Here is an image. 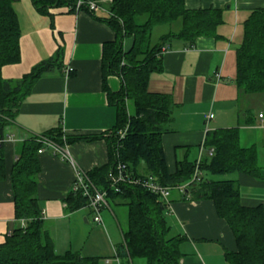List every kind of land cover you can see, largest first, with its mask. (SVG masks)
Listing matches in <instances>:
<instances>
[{
  "label": "trees",
  "instance_id": "trees-1",
  "mask_svg": "<svg viewBox=\"0 0 264 264\" xmlns=\"http://www.w3.org/2000/svg\"><path fill=\"white\" fill-rule=\"evenodd\" d=\"M21 0H0V180L6 178L4 141L6 130L14 121L20 106L43 76L63 68L64 52L37 65L30 74L18 81H7L2 69L20 62L21 27L15 4ZM36 11L52 16L51 10L67 8L70 13L90 12L88 3L97 0H30ZM186 0H113L109 16L104 22L116 34V40L104 45L103 82L109 104L116 108V124L107 142L109 163L90 172V182L116 206L128 210V228L122 232L123 242L116 248L117 257L134 264H182L180 250L183 237H169L167 208L158 198L137 185L118 184L113 188L110 174L120 164L127 166L133 178L154 177L164 187L176 188L188 184L196 171V163L178 166L170 174L163 148V136L171 133L179 106L170 95L152 93L148 89L152 74L163 72L162 51L174 40L194 48L201 38L218 39V29L224 24L223 11L216 9H186ZM98 4V3H97ZM171 29L159 41L152 35L159 27ZM178 26V28H177ZM132 46L125 50V41ZM236 85L240 92L264 93V9L251 12L244 23V39L237 50ZM70 73L69 75H71ZM116 76L121 89L113 93L107 79ZM247 124H251L250 122ZM121 133L125 137L121 138ZM44 138L63 147L79 141H93L101 137H76L64 141L60 129ZM43 143L37 138L24 142L11 171L15 218L24 221L0 245V264H99L98 258L79 253L57 254L51 234L45 229L44 215L37 198L40 163L39 151ZM206 147L214 149L213 157L202 161L200 170L220 180L201 178L182 195V200L212 201L218 216L226 222L234 235L236 250H224L228 264H264V211L262 207L246 208L240 203L238 182L229 175L244 174L256 177L259 172L256 147L242 148L239 129L208 132ZM71 213L86 209L88 200L82 194L71 193L65 200Z\"/></svg>",
  "mask_w": 264,
  "mask_h": 264
},
{
  "label": "crops",
  "instance_id": "crops-1",
  "mask_svg": "<svg viewBox=\"0 0 264 264\" xmlns=\"http://www.w3.org/2000/svg\"><path fill=\"white\" fill-rule=\"evenodd\" d=\"M97 1L100 11L95 14L70 13L67 8H60L51 10L52 16H43L30 0H21L14 6L21 27V60L3 67V79L21 80L60 49L64 57L62 69L43 75L35 83L6 130V178L0 180V245L5 243L9 232L23 227L15 218L11 171L24 142L37 138L49 143L43 144L44 152L38 155L41 170L37 176V198L45 229L51 234L59 255L55 236L59 238V225L76 213L68 210L65 200L72 193L77 174L87 176L109 163L107 139L116 124L117 112L109 104L104 90L102 61L104 45L114 42L116 34L104 22L113 0ZM185 6L190 11L222 10L224 24L218 29V39L201 38L194 48L180 40L166 45L167 50L162 55L163 72L150 77L149 91L170 95L179 106L172 132L163 136L168 171L175 174L181 164H195L200 158L204 161L213 157L210 156L212 149L206 147L208 132L238 128L241 147L257 149L259 172L256 177L233 174L226 178L238 182L242 206L262 207L264 211V132L260 130L264 129V116L261 119L259 115L257 119L252 115L251 107L245 102L247 95L239 91L235 81L236 54L243 43L244 23L253 10L264 9V0H186ZM170 31V28L164 30L157 41ZM132 43V40L125 41V50H129ZM69 67L72 74L67 76ZM107 86L117 93L121 80L110 76ZM210 115L214 118L208 122L206 117ZM57 129L62 131L64 141L76 137L101 138L65 143L60 147L44 138ZM251 130L257 133L251 134ZM59 148L67 150L75 166L62 159L56 150ZM202 177L225 178H214L205 172ZM113 205L110 201L112 213ZM119 211L124 210H116ZM124 214L128 228V212ZM89 217L84 219L86 223L93 217L91 211ZM166 221L170 227L169 237L185 238L180 247L184 256L182 264H228L224 250H236L234 235L218 216L212 201L182 200V195L174 191ZM92 222L98 226L94 218ZM113 249L115 254L116 248ZM115 259L117 264H128L116 255Z\"/></svg>",
  "mask_w": 264,
  "mask_h": 264
},
{
  "label": "rangeland",
  "instance_id": "rangeland-1",
  "mask_svg": "<svg viewBox=\"0 0 264 264\" xmlns=\"http://www.w3.org/2000/svg\"><path fill=\"white\" fill-rule=\"evenodd\" d=\"M167 28L169 27L165 26L154 30L152 35L154 43L157 42L159 35ZM245 102L247 107H251L254 117L258 119L259 115L264 116V93L247 95ZM260 130L264 132V129L260 128ZM250 133L256 134L257 132L251 130ZM228 177L230 178L232 175ZM111 207L113 213L109 209H105L101 213L103 226L93 224V217H91L90 222H85L84 219L86 217L90 218V211L87 208L77 211L72 219L61 223L57 232L59 238L55 236L57 250L61 252V255L67 252L79 253L84 256L92 254L95 255L93 256L94 258L100 260L99 264H107V261H111L110 264H117L115 259L116 252L114 254L113 248L122 245V231L127 229L124 211L128 212V210L126 207H117L115 205ZM117 209H123L124 211L116 212ZM135 264H146V262L137 260Z\"/></svg>",
  "mask_w": 264,
  "mask_h": 264
},
{
  "label": "built area",
  "instance_id": "built-area-1",
  "mask_svg": "<svg viewBox=\"0 0 264 264\" xmlns=\"http://www.w3.org/2000/svg\"><path fill=\"white\" fill-rule=\"evenodd\" d=\"M84 4L83 0H80L77 6V9L79 10L81 6ZM88 7L90 12L97 13L100 11V7L96 2H90L88 3ZM167 49L164 48L162 53H164ZM72 73V69L69 67L66 71V75L69 76V74ZM214 118L213 115L207 116V121H211ZM260 118L262 119L263 116L261 115ZM125 137V133H121V138ZM44 145H49L48 141L46 140H40ZM60 154L62 155V159L67 160L72 166H75V162L70 158L67 150L64 151L61 148L56 149ZM203 151V150H202ZM44 150H40L39 154H42ZM202 153V152H201ZM215 153L214 149L210 151V156H213ZM18 158H16L15 161H17ZM202 163V159L200 158L196 163V171L192 178V180L185 185L178 186L176 188H170V187H164L159 184V182L152 176H148L145 178H133L130 173L127 170V166L124 164H120L117 167V172L113 175L110 174V178L113 182V188L117 190L118 184H128V185H137L145 190L149 191L153 195H155L158 198V201L164 204L167 208V211L170 208L171 205V195L174 191L179 192L181 195H184L186 190L189 188L192 184H197L201 181L202 178V171L200 170V165ZM72 193L75 194H82L85 198L88 200L87 209H89L94 218V222L98 225H103V221L101 218V213L105 209H110V201L108 199V193L106 191H100L98 190L92 182L88 179V176L82 173L77 174L76 182L73 186ZM23 224V228H25L26 223L24 221H21ZM12 232L8 233V236H11ZM116 258L117 253H116Z\"/></svg>",
  "mask_w": 264,
  "mask_h": 264
}]
</instances>
